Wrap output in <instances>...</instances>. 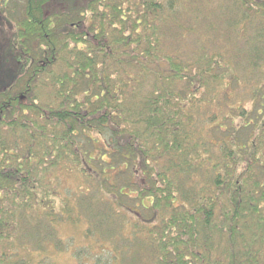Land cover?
Here are the masks:
<instances>
[{"label":"trees","instance_id":"trees-1","mask_svg":"<svg viewBox=\"0 0 264 264\" xmlns=\"http://www.w3.org/2000/svg\"><path fill=\"white\" fill-rule=\"evenodd\" d=\"M20 11L0 32V264L65 248L61 221L84 222L88 264H264V0Z\"/></svg>","mask_w":264,"mask_h":264},{"label":"rangeland","instance_id":"rangeland-1","mask_svg":"<svg viewBox=\"0 0 264 264\" xmlns=\"http://www.w3.org/2000/svg\"><path fill=\"white\" fill-rule=\"evenodd\" d=\"M23 3L24 0H0V7L2 11V19L0 18V32L7 33V35L9 36L8 33L15 30V21H17L19 15H21L20 10ZM186 13L184 12V14H182V17L180 18L182 22V28L179 30L180 32H183V36L181 41L179 42V50L182 55L185 54L186 56H189L193 53L200 52L199 47L197 46L198 43L195 41L198 40V37L195 36L194 32H204V25L203 23L195 24L192 6L188 8V11ZM193 24H195V30L189 29V27ZM187 32L190 33L187 34ZM206 50L211 51L212 49L211 47H208ZM93 136L96 137L97 135L94 134ZM97 144H100V142L96 143L95 145L91 143L86 144V148H89L92 154H98V147L100 146H96ZM59 177H61V187L70 184L75 185L76 181L78 182L77 177H74L73 175H71V173L67 175L61 172L59 173ZM84 226V222H81V224L77 227L76 225L70 224L67 221H61L60 224L56 226L55 230L57 232L56 236L59 238L60 244L65 248L55 251L48 256L42 254L43 256L36 257L35 259L30 258L28 255L23 256L24 258L29 260V263L27 264H88L90 261L87 257L88 255H92V253L91 251L89 252L87 248L83 247V245L88 241V238L85 236V234L83 235ZM57 242L58 240L56 241V244ZM65 243H67V245ZM51 245L53 246V243L49 244L50 247ZM76 246L83 247L86 251L89 252V254L86 255L84 253H75L73 249L75 250ZM91 248H94V245H91Z\"/></svg>","mask_w":264,"mask_h":264}]
</instances>
